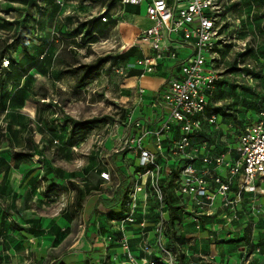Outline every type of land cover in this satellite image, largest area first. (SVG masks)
<instances>
[{"label": "rangeland", "instance_id": "374dc122", "mask_svg": "<svg viewBox=\"0 0 264 264\" xmlns=\"http://www.w3.org/2000/svg\"><path fill=\"white\" fill-rule=\"evenodd\" d=\"M219 7L218 14L225 15L230 25L224 31L219 74L226 90L223 110L230 114L222 126L230 133L228 144L232 147L247 127L258 124L264 111V0H220ZM144 9L143 5L134 11L142 14ZM105 12L113 23L100 35L89 36V27L82 24L101 18ZM133 19L129 6L119 0H0V39L9 37L8 52L0 64V166L7 171L0 175V264H62L83 241L87 201L113 191L117 165L131 171L126 200H135V195L143 198L144 194L135 192L134 177L145 170L134 152L126 158L124 152L118 153L120 140L133 132L129 124L144 103L154 97L160 100L155 89L167 75L164 62L152 73L145 71L146 53L135 46L139 32L135 26L140 25ZM113 29L120 50L105 47V55L80 62L78 49L100 44L98 37L111 34ZM81 36L84 40L78 39ZM129 38L132 45L126 40ZM94 53L95 49H89L84 60ZM188 54L186 50L185 56ZM45 55L47 75L36 67ZM72 55L78 65L89 66L85 68L88 83L82 88L73 76L64 73L65 62H72ZM206 57L208 67L213 68L211 54ZM9 58L16 61L14 68ZM133 70L141 74L131 77ZM251 70L255 77L248 79ZM65 89L69 96L62 102ZM142 89L147 93H139ZM15 95L19 97L17 104L24 101L23 108L11 105ZM179 139L178 132L168 136L171 144ZM14 152L24 156L19 168L12 165ZM28 154L33 157L27 158ZM103 172L111 173L110 182L101 178ZM222 172L229 174L226 168ZM144 182L147 190H152L146 178ZM166 185L176 208H181L173 225L177 244L174 247L158 236L153 238L150 245L159 252L156 264H179L182 257L188 264H244L247 254L242 250L245 225L240 217L241 203L236 219L229 216L230 211L226 219L209 220L187 197H180L173 184ZM259 188H264V183L258 184L257 192ZM69 189L78 190L73 203L63 195ZM150 198L158 201L155 194ZM251 201L248 215L258 216L263 208L258 200ZM156 216L164 223L165 233H170L169 213L162 216L159 211ZM253 228L260 226L254 224ZM108 241L122 246L120 238Z\"/></svg>", "mask_w": 264, "mask_h": 264}, {"label": "built area", "instance_id": "2783aa9c", "mask_svg": "<svg viewBox=\"0 0 264 264\" xmlns=\"http://www.w3.org/2000/svg\"><path fill=\"white\" fill-rule=\"evenodd\" d=\"M145 1L121 0L120 4L141 6ZM219 9V0H175L174 3L150 0L147 17L151 25L138 36V47L146 53L143 58L145 71L154 72L164 61L178 64V74L164 87L160 100L151 103L153 114L162 112V119L154 120L155 114L148 113L138 121L131 120L129 125L135 126L141 133L126 135L120 140L118 151L124 152L125 158L132 151L140 159V167L145 173L136 172L135 192L143 191L145 186L139 184L146 178L152 186L151 193L161 204L162 216L169 207L161 182L162 167L158 156L167 151L166 140L177 126L180 139L167 153L178 159V163L167 167L166 175L175 186V192L180 197H187L206 217L214 215L211 209L220 197L223 206L230 209L236 219L244 194H256L258 184L264 183V111L259 115L258 124L247 127L238 137L237 145L232 147L228 144L230 133L223 129V118L216 112L224 107L223 99H220V91L224 90L219 86V69L223 66L225 43V35L221 31L227 22L218 14ZM105 14L101 16L103 22L108 21ZM186 50H189L187 56ZM207 54L212 56L213 68L208 67ZM251 78L253 76L249 75L248 79ZM140 93L143 94L144 90ZM153 123L157 124L155 131L150 129ZM149 135H152L156 153L149 151L145 145V138ZM201 136L210 141L200 142ZM231 154L236 156V160L227 159ZM222 168L228 169L227 176L218 172ZM101 178L110 182L111 173L103 172ZM213 185L214 193L210 194ZM148 198L149 194H146L145 200ZM135 200H140L139 196L135 195ZM163 220L166 221L165 217ZM126 221L135 222L134 218ZM119 227L124 231L122 225ZM146 227L147 221L144 220L140 223V249L149 253ZM154 233L161 241H167L163 222H157ZM129 240L124 237L120 242L126 252L131 248ZM128 255L135 264L136 258L130 253ZM154 257L152 260L142 258L141 264L145 261L147 264L158 263V256Z\"/></svg>", "mask_w": 264, "mask_h": 264}, {"label": "crops", "instance_id": "0c3cea01", "mask_svg": "<svg viewBox=\"0 0 264 264\" xmlns=\"http://www.w3.org/2000/svg\"><path fill=\"white\" fill-rule=\"evenodd\" d=\"M171 3H174L175 0H167ZM150 3V0H146L141 6H129V14H131L135 20V24L140 26H135L139 29L137 36L135 37V46H138V36L139 34L147 29L151 23L147 17V6ZM144 5V12L134 11L135 8L142 7ZM139 18V20H138ZM133 19V20H134ZM138 20V21H137ZM138 22V23H137ZM264 46V43H263ZM163 63V62H162ZM165 74L167 77H163L159 80V86L155 91L160 92L162 95L164 87L167 85L169 80L178 74L177 65L173 64L170 61H164ZM173 71V73L171 72ZM144 93H147V90L143 89ZM140 93V92H139ZM157 100V97L152 98L149 102H145L143 108L139 111V115L132 119L133 122L140 120L143 115L150 113L154 115L153 119H162V112H154L151 108V103ZM140 118V119H139ZM157 123V122H156ZM151 124V131H155L157 124ZM173 132L179 133V127H175ZM141 131L133 126V132L127 135H139ZM169 134V135H170ZM168 135V136H169ZM219 142V141H216ZM218 144V143H217ZM145 145L149 151L156 153L155 146L152 143V135H149L145 138ZM166 149L167 151L163 156H158V162L162 167V182L163 189L166 192H169V186L166 185L169 181V178L166 175L167 167L178 163V159L172 158L168 159L169 156L168 149L174 145V143H169L168 138L166 140ZM228 160H236V158H231L230 155L227 156ZM116 175L118 180L115 181V186L111 194H98L92 196L87 201V208H84V230H83V241L79 242L73 251L67 254L64 258L62 264H133L131 258H129L128 253L134 256L135 264H141L142 258L153 259V256L159 255L157 251L150 245V242L153 238L156 237L154 233V228L156 226V221L158 220L156 213L160 211V202L159 200H154L151 197L153 195L151 190H147V185L143 181L139 185L145 186V191L141 192L144 194L143 198L140 200H126L127 189L129 188L131 171L126 170L123 167L116 166ZM218 172L222 173V169H219ZM263 184V183H261ZM138 185V186H139ZM152 187V186H151ZM215 185L212 186L210 194H213V189ZM146 194H149L148 200H145ZM257 194H259L257 196ZM257 194H244L242 202L240 204V217H244L243 224L245 225L241 238L245 240V246L242 247L243 254H247L244 259V264H264V188H259ZM251 200H258L259 207L263 208L262 213L258 216L251 217L248 215V208L251 207L253 202ZM250 210V209H249ZM215 214L209 217V220H216L219 218L226 219L230 209H227L223 206L222 200L217 198L213 203L212 209ZM229 216L233 217L232 214ZM129 218H134V223H129L126 220ZM207 219V218H204ZM144 220L148 221L146 231L148 235L146 237V242L150 246L149 253H144L140 249V223ZM254 224H259L260 229H254ZM120 225L123 226L124 231H121ZM114 233H118L117 238L114 237ZM205 233V231H204ZM127 237L130 240V251L126 252L122 246H115L119 243L111 244L109 239L115 242L118 238L121 240ZM158 238V237H157ZM255 238L258 241H255ZM98 258H101L100 260ZM70 260V263L68 262ZM184 264H188L184 262Z\"/></svg>", "mask_w": 264, "mask_h": 264}, {"label": "trees", "instance_id": "16d2710c", "mask_svg": "<svg viewBox=\"0 0 264 264\" xmlns=\"http://www.w3.org/2000/svg\"><path fill=\"white\" fill-rule=\"evenodd\" d=\"M6 1H9V2H16L17 1L18 2V1H25V0H6ZM120 1L121 0H119V3H120ZM104 16L108 20L107 22H103L102 18H97V19L90 20L88 23L82 24L81 27H87V26L89 27V36H92L93 34L100 35L106 25L113 23V20L111 18H109V14L107 12ZM223 17L226 18L225 15ZM43 24H44V22H41V26ZM229 28H230V25L228 24V21H227L226 24L223 26L221 33L224 34L225 29H229ZM225 38H226V35H225ZM8 40H9V37H7L5 39H0V64H2V62L6 58V53L8 52V47H7ZM64 53H67V51H64ZM62 55L63 54L60 53V59H61ZM47 57L48 56L45 55L43 60L40 62V64L36 66L37 70L40 73L45 74V75H47V72L44 68L46 62L48 61ZM71 58L73 59L72 62H69V61L65 62V66L67 67V70L64 71V73H68L71 76H73V78H75L77 80L79 87L82 88L85 86V84L88 83L87 79L85 80V68L86 67L88 68L89 66L82 65V64L78 65V63L76 62V57L72 55ZM9 59H10L9 64L14 68V66H16V61L13 58H9ZM262 59L264 60V57ZM140 74H141V72H138L136 70H133L129 73V75L131 77L139 76ZM248 75H252L253 78L255 77L253 70H251V72ZM219 86L224 90V91H222V90L220 91L221 92L220 99H223V95H224L226 90H225V86L222 85V81H220ZM18 102H19L18 96L15 95L11 98L10 103L12 106H16L18 108H23L24 101H21L19 104H17ZM216 112L221 115V117L223 118V121L224 120L226 121L227 116L230 115V114H225V111L223 110V108L217 109ZM199 141L200 142L210 141V139L206 138L204 136H201V137H199ZM23 157L24 156L22 154H20L18 152H14V154L12 155V163H13L12 165H14L16 168H19L20 165L23 164V162H24ZM32 157H33V154L27 155V158H32ZM6 173H7V171L2 170L1 166H0V175H4ZM165 193L167 195L166 203L169 207V209H168V213H169L168 222L171 223V225H170L171 230H170V233H166V238H167V241L169 243H171V245L176 247V244H177V240L175 237L176 232L173 228V225H174L175 221L178 219L176 212L178 209L180 210L181 208H176V201L174 199H172V197L170 196V194L168 192L165 191ZM156 215H157V213H156ZM157 222H158V220L156 221V223ZM147 224H148V221H147ZM179 264H184V258L183 257L181 258V261H179Z\"/></svg>", "mask_w": 264, "mask_h": 264}, {"label": "clouds", "instance_id": "9594fccd", "mask_svg": "<svg viewBox=\"0 0 264 264\" xmlns=\"http://www.w3.org/2000/svg\"><path fill=\"white\" fill-rule=\"evenodd\" d=\"M98 38L101 41L100 44H91L88 47H85L83 49H78V51L81 52L80 62H91L92 60L97 58V55H105L106 54L105 47L115 48L116 51L120 50V48H119L120 41L117 38L115 29L112 30L111 34H109L107 36H100ZM78 39L84 40V37L81 36ZM89 49H95V53L92 56H89L88 60L85 61L84 55L88 53ZM109 66H110V62L108 65H105V68H107ZM37 76L39 77V73H37ZM61 87H63V85H61ZM97 90L98 89H92V91H97ZM68 96H69L68 89H65L64 94L61 96V101L63 102ZM85 99H87V97H85ZM86 106L87 105H84V107H86ZM65 111H68V110L65 109ZM61 117L63 118V113H61ZM101 143H102V141H101ZM63 195L66 198L68 203H73L78 198V190L72 191L71 189H69L68 192L63 194ZM144 264H147V261H145Z\"/></svg>", "mask_w": 264, "mask_h": 264}, {"label": "bare ground", "instance_id": "6f19581e", "mask_svg": "<svg viewBox=\"0 0 264 264\" xmlns=\"http://www.w3.org/2000/svg\"><path fill=\"white\" fill-rule=\"evenodd\" d=\"M138 20H139V18H138ZM138 23V22H137ZM133 37V40H134V36H132ZM127 41H129L130 42V44L132 45V40L129 38V39H126Z\"/></svg>", "mask_w": 264, "mask_h": 264}]
</instances>
